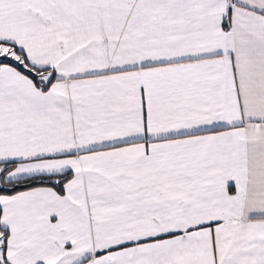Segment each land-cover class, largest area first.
I'll return each instance as SVG.
<instances>
[{"label":"snow or ice","instance_id":"1","mask_svg":"<svg viewBox=\"0 0 264 264\" xmlns=\"http://www.w3.org/2000/svg\"><path fill=\"white\" fill-rule=\"evenodd\" d=\"M0 264H264V0H0Z\"/></svg>","mask_w":264,"mask_h":264}]
</instances>
